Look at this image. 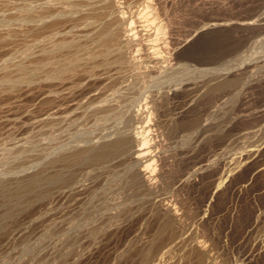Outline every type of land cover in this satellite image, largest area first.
Masks as SVG:
<instances>
[{
	"label": "rangeland",
	"instance_id": "374dc122",
	"mask_svg": "<svg viewBox=\"0 0 264 264\" xmlns=\"http://www.w3.org/2000/svg\"><path fill=\"white\" fill-rule=\"evenodd\" d=\"M22 3L0 0V30L16 24L12 20L22 14ZM148 3L156 16L146 14ZM125 10L135 19L142 43L150 51L152 44V49L160 47L167 57L156 65L168 72L162 80L169 79L160 89L152 88L173 94L153 118L146 151L156 155L157 166L174 164L173 171L159 180L156 192L146 194L123 179L125 163L120 160L75 166L71 173L84 183L82 192L53 198L50 205L34 199L9 221L0 219V226L8 224L14 233L0 230V264H180L182 243L175 242L191 243L194 236L222 264H264V0H128ZM244 18L257 22L234 26ZM221 20L230 25L206 28ZM158 22H168L162 39L157 38ZM197 29L202 32L196 34ZM25 45L23 34L1 43L0 62L19 59ZM199 68L207 72L200 74ZM225 72L236 80L211 89ZM237 77L244 81L239 84ZM73 96L63 101L73 108L60 121L44 123L38 116L47 104L29 93L16 100L0 95V170L31 167L73 137L96 138L117 125L113 116L100 122L92 110L99 99L84 98L76 105L79 98ZM161 157L167 161L159 162ZM183 178L190 183H180ZM159 199L180 212L181 227L174 226L178 234L171 249L146 262L143 247L159 238L154 237L162 219L154 206ZM3 202L0 216L8 207Z\"/></svg>",
	"mask_w": 264,
	"mask_h": 264
},
{
	"label": "bare ground",
	"instance_id": "6f19581e",
	"mask_svg": "<svg viewBox=\"0 0 264 264\" xmlns=\"http://www.w3.org/2000/svg\"><path fill=\"white\" fill-rule=\"evenodd\" d=\"M127 1L22 0V14L12 20L16 24L6 30H0V44L21 34L26 38V45L19 59L10 58L0 62V95L4 94V97L8 99H17L25 93H29L35 100L45 103L44 105L47 104L49 108L46 107L47 109H44L41 116H38L44 123L60 121L63 114L71 107L73 108L72 103L70 104L68 101L66 106H63L65 105L63 101L69 96L74 95V98L76 95L78 96L79 102L76 101L77 99L73 100L78 103L76 105H79L82 100L84 102L89 99L94 102L99 99L96 101L97 105L92 106L94 107L92 110L100 114L98 117L100 122L103 123L113 116L117 123L113 129L101 132L96 138L93 135V137L84 138V136L82 138L81 135L80 139L76 137L77 139L74 140L73 137V141L55 147L41 162H37L31 167L30 165L23 166L19 170L6 167L7 169L0 170V200L8 206L0 216L1 220L9 221V218L17 215L16 212L19 209L24 210L34 199L50 205L53 198L68 193H80L85 188L83 187L84 183L71 172L75 166L82 163L88 162L100 166L113 159L120 160L125 163L123 179L146 194L156 192L157 187L160 186L158 183L165 181L169 173H172L169 171H173L171 168L174 164L170 165L171 168L168 169L167 164L169 163H166V168L164 167L166 165L161 162L162 165L158 164L161 165L158 168L159 166L155 163L157 162L156 155L146 151L148 140L153 139H148V134L153 127L152 121L155 120L153 118L158 115L173 94L172 91L164 92L166 88L159 90L158 87L162 82H165V79H169L164 66L162 71L160 70L161 65H156L166 56L159 53L162 51L160 47L152 49V44L150 51L146 43H142L135 19L125 10ZM146 7L151 8L146 11V14L152 17L157 15L153 4L148 3ZM249 18L246 20L244 18V21L236 24L233 22V24L236 25L235 27H249L257 22V18ZM227 21L230 22V20ZM222 22L206 24L208 25L206 28L213 30L226 27L227 24L230 25V23ZM167 27L168 22L157 23L158 39L163 38L160 33L166 35ZM202 31L195 30L196 34ZM187 42L188 40L182 46ZM155 46H158V43ZM149 61L152 62V65ZM157 66L160 68L161 74ZM164 71L167 76L163 81L164 77L161 76L165 74ZM157 72L160 75H155V73L158 74ZM198 72L203 74L207 70L199 68ZM227 73L223 80L217 84H211V89L217 90L228 82L232 84L233 80H236L234 75L230 76ZM237 78V82L242 80L241 77ZM247 80L249 82V78ZM84 98L86 99L84 100ZM94 111L92 112L94 113ZM262 143L264 144V141ZM255 152L257 153L256 150ZM163 159L159 158V162L160 160L164 163L167 161V159ZM241 163L245 164V162ZM32 167L35 168V171L27 174L28 172L25 171L31 170ZM23 173L24 175H22ZM171 176L169 179L172 178ZM160 179L162 181H159ZM180 183L184 185L190 182L183 178ZM218 190L219 187L212 192L213 198ZM159 200L154 203L155 208L162 213L160 225L154 234V237L159 236V238L157 242L155 241L156 243L148 242L143 247L142 254L146 262L162 258L171 249L178 234V231L174 230V226L178 225L182 219L181 214L179 215L180 212L174 206ZM181 224L183 225V220ZM0 230H3L8 236L14 234L12 230L9 232L8 224L0 226ZM194 237L192 239L195 241L191 243L185 240L175 242L176 245L182 243L180 264H222L214 255L210 254L209 245L206 246L204 241L203 243L196 241L197 237ZM186 240H190V237ZM165 247L167 248L163 250Z\"/></svg>",
	"mask_w": 264,
	"mask_h": 264
}]
</instances>
